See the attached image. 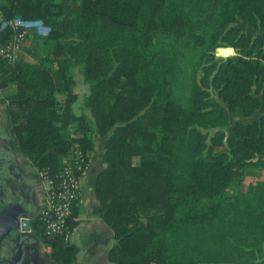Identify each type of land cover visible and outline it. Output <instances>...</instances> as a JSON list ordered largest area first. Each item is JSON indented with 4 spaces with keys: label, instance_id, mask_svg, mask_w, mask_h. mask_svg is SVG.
<instances>
[{
    "label": "trees",
    "instance_id": "obj_1",
    "mask_svg": "<svg viewBox=\"0 0 264 264\" xmlns=\"http://www.w3.org/2000/svg\"><path fill=\"white\" fill-rule=\"evenodd\" d=\"M11 16L42 30L0 56L9 132L51 174L71 143L104 136L93 212L113 264H264V178L250 177L264 173V0H0V44ZM225 110L250 118L224 130ZM38 234L52 263L72 262V245Z\"/></svg>",
    "mask_w": 264,
    "mask_h": 264
},
{
    "label": "crops",
    "instance_id": "obj_2",
    "mask_svg": "<svg viewBox=\"0 0 264 264\" xmlns=\"http://www.w3.org/2000/svg\"><path fill=\"white\" fill-rule=\"evenodd\" d=\"M86 93L87 90L80 100ZM3 110L4 105L0 108V199L10 207L12 214L0 212V232L3 237L5 234L10 236L13 242L12 251L8 249V259L10 264H54L49 246L38 234L41 225L37 215L44 204L45 183L37 176V167L17 150L10 134L6 133L4 119H1ZM83 112L87 113L85 109ZM98 142L95 136L92 147L86 152L88 168L82 176V195L73 205L68 244L73 246L74 253L69 264H113L106 254L115 240L112 231L93 212L97 202L93 191L94 180L103 165L102 147ZM7 181L11 182V188H5ZM21 194L24 196L23 203L17 200Z\"/></svg>",
    "mask_w": 264,
    "mask_h": 264
},
{
    "label": "built area",
    "instance_id": "obj_3",
    "mask_svg": "<svg viewBox=\"0 0 264 264\" xmlns=\"http://www.w3.org/2000/svg\"><path fill=\"white\" fill-rule=\"evenodd\" d=\"M5 25L13 30V35L0 46V56L9 62L14 59L27 30L42 24L37 18L11 16L1 20V26ZM87 168V155L76 142L71 143L54 174L45 167L37 168V176L45 183V200L37 215L44 235L58 236L68 243L71 237L68 219L73 205L82 195V176Z\"/></svg>",
    "mask_w": 264,
    "mask_h": 264
},
{
    "label": "rangeland",
    "instance_id": "obj_4",
    "mask_svg": "<svg viewBox=\"0 0 264 264\" xmlns=\"http://www.w3.org/2000/svg\"><path fill=\"white\" fill-rule=\"evenodd\" d=\"M41 28H42V25H41L40 27L35 28L36 32L38 31V29H39V30H42ZM27 32H28V31H27ZM25 36H26V35H24V37L21 39L19 50L17 51V53H16V55H15L14 58H16L17 56H19V55L22 54V53L24 54V48H25V46L28 44V39L25 38ZM1 45H2V44H0V46H1ZM213 52H214V55H216V56H225L224 54L218 53L217 50H216V48H214V51H213ZM232 53H233V49H232ZM13 60H14V59H13ZM13 60H12V61H13ZM9 62H11V61H9ZM74 78H75V82H74V84H73V86H72V90L78 94V98L73 102V104H72V110H73L74 113H79V112L81 111V107H80L81 100H80V97H81V95L86 91V83L82 80L81 75H80L78 72H76V73L74 74ZM9 91H10V90H9V88H8L7 86L0 87V108H1L3 105L5 106V104H6V99L4 98V96H5V94H6L7 92H9ZM2 97H3L4 99H3ZM85 110H86V109H85ZM262 111H264V101L261 103V105L258 107V109L255 110L254 114H255V115H256V114H259V113L262 112ZM225 112H226V115H227L228 124H227L226 126L223 127L224 130H227V129L229 128V126L231 125V123H232L234 120H236V119H240V120L246 121V120H249V118H250V117L244 118V117L239 116L237 113H229V112H227L226 110H225ZM1 119H2V121H3V119H4V115L1 116ZM4 124H5V126H6L5 129L7 130L6 133H7V134H10L9 129H8V125H7V123L5 122V119H4ZM72 130H73V126H72V124H67L64 128L61 129V132H62V133H66V134H70V133L72 132ZM210 132H211V130H208V133H210ZM10 136H11V134H10ZM95 136H97V135H93V140L95 139ZM11 139L13 140V137H12V136H11ZM97 140H99V142H98L97 144H99V145H101V147H103L104 136H103V137H99V136H97ZM14 144H15V143H14ZM87 151H88V150H85V153H86ZM86 155H87V154H86ZM37 168H39V167H37ZM250 171H251V174H250V177H251V178H253V179H254L255 177H261V178H264V173H263L262 170H261V172L258 174V176L253 174L254 169L251 168ZM6 185H7V186H5V188H6V187H10V188H11V186H9V185H11V182L7 181ZM4 195H6V194H4ZM5 197H6V196H5ZM18 197H19V198L17 199L18 202H19V203H23V202H24V196L21 194V195H19ZM40 225H41V224H40ZM41 228H42V226H41ZM8 260H9V259H8ZM7 263H9V262H7ZM201 264H231V263H229V262H214V263H201Z\"/></svg>",
    "mask_w": 264,
    "mask_h": 264
},
{
    "label": "water",
    "instance_id": "obj_5",
    "mask_svg": "<svg viewBox=\"0 0 264 264\" xmlns=\"http://www.w3.org/2000/svg\"><path fill=\"white\" fill-rule=\"evenodd\" d=\"M232 53V48L230 51H228L227 53H225L224 55H228V54H231ZM5 200H7V198L5 197L4 198ZM0 212L3 213V214H12V211L10 210V207L5 205L3 203V199H0ZM8 249L6 245H2L0 246V261H2L3 259L6 261L5 258H8ZM4 257V258H3Z\"/></svg>",
    "mask_w": 264,
    "mask_h": 264
},
{
    "label": "flooded vegetation",
    "instance_id": "obj_6",
    "mask_svg": "<svg viewBox=\"0 0 264 264\" xmlns=\"http://www.w3.org/2000/svg\"><path fill=\"white\" fill-rule=\"evenodd\" d=\"M12 223H13V220H11V224ZM11 241H12V239H11L10 236H7L5 234V236L3 237L2 233L0 232V246H2V245H8L9 250L12 251V247L11 246L13 245V242H11ZM5 259H6V261L3 259L2 261H0V264H10L11 263V260L10 259L9 260H8V258H5ZM7 262H9V263H7Z\"/></svg>",
    "mask_w": 264,
    "mask_h": 264
}]
</instances>
